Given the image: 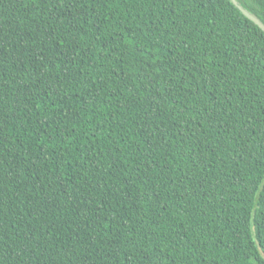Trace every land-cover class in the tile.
<instances>
[{
	"label": "trees",
	"instance_id": "obj_1",
	"mask_svg": "<svg viewBox=\"0 0 264 264\" xmlns=\"http://www.w3.org/2000/svg\"><path fill=\"white\" fill-rule=\"evenodd\" d=\"M0 264H264V30L231 0H0Z\"/></svg>",
	"mask_w": 264,
	"mask_h": 264
},
{
	"label": "water",
	"instance_id": "obj_2",
	"mask_svg": "<svg viewBox=\"0 0 264 264\" xmlns=\"http://www.w3.org/2000/svg\"><path fill=\"white\" fill-rule=\"evenodd\" d=\"M248 18H250L251 20H253L256 24H258L260 26V28H262V30H264V23L262 22V20L256 16L254 13H252L250 10H248L247 8H245L238 0H231Z\"/></svg>",
	"mask_w": 264,
	"mask_h": 264
}]
</instances>
